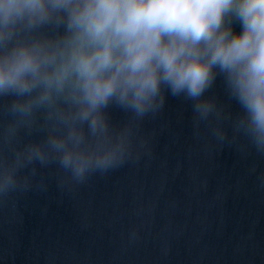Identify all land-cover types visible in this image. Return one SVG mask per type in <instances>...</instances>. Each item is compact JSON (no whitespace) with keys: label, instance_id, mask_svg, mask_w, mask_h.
<instances>
[{"label":"clouds","instance_id":"obj_1","mask_svg":"<svg viewBox=\"0 0 264 264\" xmlns=\"http://www.w3.org/2000/svg\"><path fill=\"white\" fill-rule=\"evenodd\" d=\"M169 96L264 157V0H0V198L139 160Z\"/></svg>","mask_w":264,"mask_h":264},{"label":"water","instance_id":"obj_2","mask_svg":"<svg viewBox=\"0 0 264 264\" xmlns=\"http://www.w3.org/2000/svg\"><path fill=\"white\" fill-rule=\"evenodd\" d=\"M134 132L139 160L73 186L40 170L0 198V264H264V157L197 137L170 96Z\"/></svg>","mask_w":264,"mask_h":264}]
</instances>
